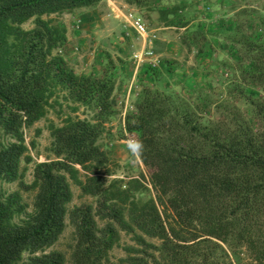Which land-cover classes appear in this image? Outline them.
I'll use <instances>...</instances> for the list:
<instances>
[{"label": "trees", "instance_id": "1", "mask_svg": "<svg viewBox=\"0 0 264 264\" xmlns=\"http://www.w3.org/2000/svg\"><path fill=\"white\" fill-rule=\"evenodd\" d=\"M144 1L125 0L140 8ZM100 2L0 0V134L9 139L0 145V264H65L63 253L48 250L67 217L74 229L71 264H113L109 254L120 232L136 247L126 246L128 256L117 264H235L241 250L264 264L262 99L243 96L256 128L240 113L203 124L183 99L145 89L125 131L144 143L139 160L151 171L156 196L136 198L148 191L139 179L107 182L112 161L98 142L103 123L116 113L113 75L109 69L100 76L77 74L60 54L66 29L50 18ZM29 21L34 27L23 29ZM244 42L248 66L241 83L262 86L264 38ZM59 99L93 111L94 123L71 117L60 126L50 123L54 158L35 164L27 185L20 165L32 159L23 130L44 119ZM70 182L96 206L69 210ZM3 183L33 193L32 211L17 192L5 194ZM97 219L105 221L102 229Z\"/></svg>", "mask_w": 264, "mask_h": 264}, {"label": "rangeland", "instance_id": "2", "mask_svg": "<svg viewBox=\"0 0 264 264\" xmlns=\"http://www.w3.org/2000/svg\"><path fill=\"white\" fill-rule=\"evenodd\" d=\"M144 3L145 7L140 8L125 0H101L94 8L50 18L66 29L67 44L60 54L77 74L100 76L109 69L113 75L116 113L103 123L98 142L112 161L109 168L113 175L106 179L107 182L141 180L148 191L136 194V198L146 200L156 196L150 185L151 171L127 150L130 137L125 131L126 117L135 113L139 97L148 89L183 99L203 124L240 113L256 128L251 108L243 96L249 94L264 101V85L243 84L241 74L248 66L244 54L248 45L244 39L264 38V0H146ZM130 10L144 20L146 39L138 37L124 24V15ZM33 27L32 21L22 26L25 30ZM146 52L153 54L147 56ZM51 104L44 119L23 130L32 159L29 164L22 161L20 165L22 180L27 185L33 180L34 165L54 158L49 151L50 123L60 126L67 117L94 119V112L80 105L62 99ZM75 106L77 109L73 112ZM7 142L9 139L0 134V145ZM70 187L73 199L69 210L81 205L96 206L95 198L82 196L72 182ZM2 189L5 194L17 192L26 211H32L33 193L20 190L17 183H3ZM97 223L102 229L105 221L97 219ZM65 226L59 241L48 251L63 253L65 264H71L74 229L68 217ZM119 234V244L109 254L113 264L127 258L126 246H135L131 236ZM147 241L160 245L158 240ZM234 261L255 264L244 250L238 252Z\"/></svg>", "mask_w": 264, "mask_h": 264}, {"label": "built area", "instance_id": "3", "mask_svg": "<svg viewBox=\"0 0 264 264\" xmlns=\"http://www.w3.org/2000/svg\"><path fill=\"white\" fill-rule=\"evenodd\" d=\"M127 14L124 15V19L125 22L124 24L130 28L131 30L134 31V33L142 38V39H146L147 37V27L145 25L144 20L136 13H134L132 10L130 11H126ZM152 52H146L145 55L147 56H152Z\"/></svg>", "mask_w": 264, "mask_h": 264}, {"label": "clouds", "instance_id": "4", "mask_svg": "<svg viewBox=\"0 0 264 264\" xmlns=\"http://www.w3.org/2000/svg\"><path fill=\"white\" fill-rule=\"evenodd\" d=\"M126 147L131 156L137 160L142 157L145 150L143 141L137 138H129Z\"/></svg>", "mask_w": 264, "mask_h": 264}, {"label": "crops", "instance_id": "5", "mask_svg": "<svg viewBox=\"0 0 264 264\" xmlns=\"http://www.w3.org/2000/svg\"><path fill=\"white\" fill-rule=\"evenodd\" d=\"M78 10H86V9H78ZM78 10H75V12L78 11Z\"/></svg>", "mask_w": 264, "mask_h": 264}]
</instances>
